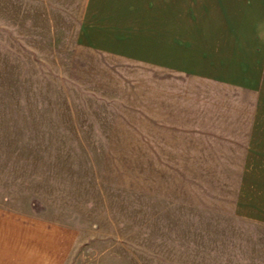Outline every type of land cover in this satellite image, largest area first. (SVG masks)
Listing matches in <instances>:
<instances>
[{"label":"rangeland","instance_id":"1","mask_svg":"<svg viewBox=\"0 0 264 264\" xmlns=\"http://www.w3.org/2000/svg\"><path fill=\"white\" fill-rule=\"evenodd\" d=\"M256 6L169 0L155 41L132 45L150 48L117 54L32 19L15 34L0 0V205L73 227L67 264H264L206 65L210 30L222 45L227 28H264Z\"/></svg>","mask_w":264,"mask_h":264},{"label":"crops","instance_id":"2","mask_svg":"<svg viewBox=\"0 0 264 264\" xmlns=\"http://www.w3.org/2000/svg\"><path fill=\"white\" fill-rule=\"evenodd\" d=\"M164 2L169 0H1V20L15 34L23 33L22 28L37 26V22L46 28H71L70 34L78 35L82 45L124 54L122 50L150 48L132 45L155 41L154 27H158L155 11ZM242 2L244 9L253 2L257 4L252 17L263 20L264 0ZM168 8V4L162 8V19L167 22L156 33L165 42H170L173 35L169 30ZM30 19L34 20L33 25L29 24ZM248 30L227 28L228 37L222 45L218 44V30H210L215 31L216 41L210 45L206 65L210 81L216 86L212 91V98L216 99L212 103L213 109L216 108L212 114V120L215 117L217 120L216 137L225 142L224 147L230 148L226 153L234 157V168L240 174L237 210L247 218L262 221L264 28L257 26ZM77 237V231L69 225L0 205V264H67Z\"/></svg>","mask_w":264,"mask_h":264}]
</instances>
